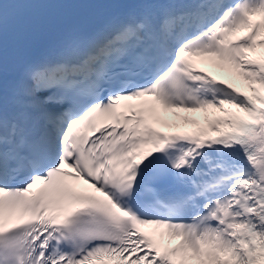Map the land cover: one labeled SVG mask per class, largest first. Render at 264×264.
I'll list each match as a JSON object with an SVG mask.
<instances>
[{
    "label": "snow or ice",
    "instance_id": "1",
    "mask_svg": "<svg viewBox=\"0 0 264 264\" xmlns=\"http://www.w3.org/2000/svg\"><path fill=\"white\" fill-rule=\"evenodd\" d=\"M73 6L0 0V264H264V0H95L10 57Z\"/></svg>",
    "mask_w": 264,
    "mask_h": 264
},
{
    "label": "rangeland",
    "instance_id": "2",
    "mask_svg": "<svg viewBox=\"0 0 264 264\" xmlns=\"http://www.w3.org/2000/svg\"><path fill=\"white\" fill-rule=\"evenodd\" d=\"M200 65H205L206 67H208L211 72L219 77H221L223 80H226L227 82H232L234 84V86H238V83L235 82V81H231L230 78L227 76L226 73H223L221 71H219L218 69H215L212 65L208 64V63H205V62H200L199 63ZM186 113V116H195V114H198V113H188V112H185ZM208 114L210 116H215V115H220L219 113H216L215 110H209ZM183 126H187V127H191V126H196V125H193V124H181ZM175 243V242H173Z\"/></svg>",
    "mask_w": 264,
    "mask_h": 264
},
{
    "label": "bare ground",
    "instance_id": "3",
    "mask_svg": "<svg viewBox=\"0 0 264 264\" xmlns=\"http://www.w3.org/2000/svg\"><path fill=\"white\" fill-rule=\"evenodd\" d=\"M199 62H200V61H197V62H196V65H197V67H202V68H204V67H205V68H206V66L199 65ZM207 70H209V69H207Z\"/></svg>",
    "mask_w": 264,
    "mask_h": 264
}]
</instances>
